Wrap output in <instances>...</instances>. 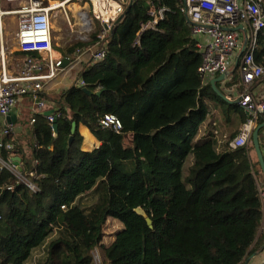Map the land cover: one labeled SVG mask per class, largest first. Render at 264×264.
<instances>
[{
  "label": "trees",
  "instance_id": "obj_1",
  "mask_svg": "<svg viewBox=\"0 0 264 264\" xmlns=\"http://www.w3.org/2000/svg\"><path fill=\"white\" fill-rule=\"evenodd\" d=\"M132 1L106 38L105 60L83 67L85 86L55 98L57 130L45 112L36 115L29 156L14 133L5 138L14 149L0 158L20 177L0 170V264H96L110 218L123 229L104 246L103 264H244L264 252V175L252 143L232 149L239 132L198 138L208 103L226 122L236 117L244 125L250 116L203 84L202 54L179 0ZM153 6L167 12L144 30ZM100 32L98 25L91 45ZM254 58L264 68V31ZM227 86L244 91L238 69ZM107 114L120 120V132L101 127ZM81 125L101 142L98 149H81Z\"/></svg>",
  "mask_w": 264,
  "mask_h": 264
},
{
  "label": "built area",
  "instance_id": "obj_2",
  "mask_svg": "<svg viewBox=\"0 0 264 264\" xmlns=\"http://www.w3.org/2000/svg\"><path fill=\"white\" fill-rule=\"evenodd\" d=\"M20 4L17 12H6L2 9V2ZM72 1V0H67ZM89 9V22L82 29L97 31L96 25L101 27L99 42L92 55L94 63L105 60L108 47L105 40L114 29L116 21L126 12L131 0H79ZM181 12L189 19L190 29L197 40V47L202 54V65L199 68L204 85L225 75L226 79L233 69H238L244 91L241 94L239 106L250 116L242 125L239 134L230 143L232 149L248 148L252 143L254 129L258 125V116L264 114V96L252 90L253 84L264 76V68L257 64L254 53L260 34L264 31V0H179ZM60 2L48 0H0V48L4 51L3 22L6 16L18 15L17 43L19 50L27 54L23 61L21 72L17 75L6 70L5 60H2L0 74V119L11 115L18 103L25 97L32 101V113L36 116L47 110V102L40 94L46 82L56 78L60 69L64 67L63 59L53 57L52 16L56 12L53 5ZM64 8V7H63ZM61 10V9H60ZM167 9L152 7L150 16L153 20L144 30L155 29L161 22ZM82 14V18H83ZM107 27V28H106ZM36 54L39 58H35ZM80 63V58L76 60ZM85 86L84 81H79ZM50 124L55 123L54 113L47 116ZM35 122V117L32 119ZM103 129L120 132L122 124L114 116L107 114L99 120ZM14 133L11 124L0 122V152L12 151L14 144L5 138ZM217 134L216 132H214ZM261 144L264 145V131ZM6 169L17 176L18 167L12 162L0 158V170ZM32 191L37 187L29 181H23ZM260 196L264 201V190L260 188ZM264 231V219L261 232Z\"/></svg>",
  "mask_w": 264,
  "mask_h": 264
},
{
  "label": "rangeland",
  "instance_id": "obj_3",
  "mask_svg": "<svg viewBox=\"0 0 264 264\" xmlns=\"http://www.w3.org/2000/svg\"><path fill=\"white\" fill-rule=\"evenodd\" d=\"M57 4V3H55ZM70 4L73 6H66L64 8H60L53 13L52 16V35H53V57L56 59V52H61L62 55L68 56L72 61L76 62L77 58H80V64H78L76 70H71V67L68 66L67 68H62L59 70L57 77L60 75H65L69 73V75L75 74L76 77H79L80 72L77 69H81L89 62L92 61V55L97 48L98 42L96 44L91 45L93 42V37L97 35V31H89L88 29H82L83 18L82 14H88L89 9L87 6L80 2L79 0H72ZM20 4H9L5 1L2 2V9L6 12H17L20 9ZM3 44H4V51L1 52L0 48V74L3 70L2 68V60H5L6 70L17 75L21 72L23 66V58L18 55L19 53V46L17 43V33H18V15L12 14L10 16H6L3 22ZM98 30V25H96ZM100 36V35H99ZM107 38V37H106ZM107 42L106 39L101 41ZM84 46L79 47V46ZM72 50V53L69 55V51ZM233 69V73H234ZM72 71V72H71ZM80 71V70H79ZM231 72V73H232ZM232 73V75H233ZM55 78V79H56ZM264 81L257 87L254 88V91L258 88L263 86ZM264 86L262 87V89ZM264 96V89L259 91ZM262 95H260L262 97ZM233 98V97H231ZM233 100V99H232ZM216 118V121L219 122L218 118L223 120V123H226L228 128V136L232 133L239 132V125L238 119L232 118L229 122H226L225 118L220 115ZM252 158L254 162H257L255 152H251ZM20 170L18 169V174ZM123 229V225L117 221L116 219L110 218L105 227H104V239H103V246L98 248L95 253V263L96 264H103L104 261V246H110L113 241L115 240L116 235ZM264 258V256L262 257Z\"/></svg>",
  "mask_w": 264,
  "mask_h": 264
},
{
  "label": "crops",
  "instance_id": "obj_4",
  "mask_svg": "<svg viewBox=\"0 0 264 264\" xmlns=\"http://www.w3.org/2000/svg\"><path fill=\"white\" fill-rule=\"evenodd\" d=\"M56 54H57L56 59H63V61H66L65 67L67 68L68 66H70L72 71L76 70L78 64H80V63L77 64L76 63L77 61L74 63L71 62L72 60L68 56L62 55L61 52L59 51H57ZM82 69L83 67L77 70L78 72L81 73ZM217 78L219 80L216 81L215 87L227 99V102L232 104L238 101L241 97V94L243 93V90L239 91L238 89H236V87L230 89L227 86L228 81L232 79V74L225 80H221L219 77ZM80 80H81L80 76L76 77L75 74L69 75V73H66L65 75L62 76L60 75V77H57L56 79L46 82L44 85V89L42 91L43 99L47 102V110L45 111V113L46 112L55 113L54 111L57 109V106L54 103L55 98L58 95H60L63 91L68 90L75 84L79 85ZM263 86L261 85V87L258 88V91L255 90L254 92H257L259 95H262L259 91L264 89V88L262 89ZM31 108H32V101L31 98L27 96L18 103L17 107L11 113L15 117V120H12L11 122V125L14 128L15 141L19 146H22L27 156L31 155L30 146L33 144L32 119L35 117V115L32 113ZM208 108L210 113L208 119L200 128L198 138L200 139L210 135L215 136V138L219 140L227 138L228 128L226 126V123H223V120H221V118L220 119L218 118L219 122L216 121V118L219 116V110L215 107L214 103H208ZM0 122H6L7 124H9L7 118L0 119ZM241 127L242 124L239 129H241ZM214 132H216L217 134H215ZM79 133L83 137V142L81 146V149L83 151L91 152L100 147L101 142H99L94 137V135L89 131V129L86 126L81 125L79 127ZM263 256H264V252L253 254L248 258L249 260H247L244 264H264V258H262Z\"/></svg>",
  "mask_w": 264,
  "mask_h": 264
},
{
  "label": "water",
  "instance_id": "obj_5",
  "mask_svg": "<svg viewBox=\"0 0 264 264\" xmlns=\"http://www.w3.org/2000/svg\"><path fill=\"white\" fill-rule=\"evenodd\" d=\"M65 2L68 3V1H65ZM62 3H64V2H62ZM132 5H133V1L131 0V2L129 3V5H128L127 9H126V12L116 21L115 26H114V29L119 25V23L125 17L127 11H129L131 9ZM187 22H188V24H190V21H189L188 18H187ZM65 63H66V61H64V67H65ZM219 78L221 80H225L226 79V76L225 75H221ZM217 80H219V79L217 78V79L212 80V82H211L212 88L215 90V92L217 93V95L219 97H221L223 100L227 101V99L215 87V83H216ZM83 91L86 94H88V95H94L95 94L92 91H89L87 88H83ZM100 94H101L100 92L99 93H96V95H98V96ZM234 104H237L238 105L239 104V101H236ZM51 114H53V112H46L45 113L46 117L49 116V115H51ZM12 120H15V117L11 114L10 116L7 117V121H8L9 124H11ZM263 129H264V123L263 124H259V125L256 126V128L254 129L253 135H252V145L254 147L256 157L258 159V162L260 164V168H261L262 173L264 175V155H263V152H262V149H261V142H260V132ZM53 130L54 131L57 130V125L56 124L53 125ZM76 131H77V124L76 123H73V125H72V133L75 134ZM72 141H73V137H71L70 143H72ZM136 212L139 215L144 216L146 218L148 224L151 225V220L147 217L146 213L142 209L139 208V209L136 210Z\"/></svg>",
  "mask_w": 264,
  "mask_h": 264
},
{
  "label": "bare ground",
  "instance_id": "obj_6",
  "mask_svg": "<svg viewBox=\"0 0 264 264\" xmlns=\"http://www.w3.org/2000/svg\"><path fill=\"white\" fill-rule=\"evenodd\" d=\"M73 6V4H70V1H68V3L64 2V3H57V4H54L53 6V10H59L60 8H63V7H66V6ZM83 22L85 23L86 25V28L88 27L89 25V22L87 21V16L85 14H83ZM85 28V29H86Z\"/></svg>",
  "mask_w": 264,
  "mask_h": 264
}]
</instances>
